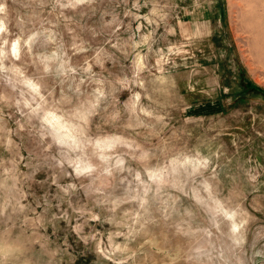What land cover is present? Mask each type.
I'll use <instances>...</instances> for the list:
<instances>
[{
    "label": "rangeland",
    "instance_id": "1",
    "mask_svg": "<svg viewBox=\"0 0 264 264\" xmlns=\"http://www.w3.org/2000/svg\"><path fill=\"white\" fill-rule=\"evenodd\" d=\"M0 5L21 264H264V0ZM41 114L122 168L61 166Z\"/></svg>",
    "mask_w": 264,
    "mask_h": 264
},
{
    "label": "clouds",
    "instance_id": "2",
    "mask_svg": "<svg viewBox=\"0 0 264 264\" xmlns=\"http://www.w3.org/2000/svg\"><path fill=\"white\" fill-rule=\"evenodd\" d=\"M2 10L3 6L0 5V11ZM57 115L62 114L57 113ZM41 121L46 134L51 136L56 144L67 150L66 155L68 158L66 161H59L60 165L62 166L66 162L75 170L78 176L92 177L96 174L95 178L99 179L101 176H111L114 169L122 168L124 161L117 158L114 164L111 163V157L102 154L99 143L95 141H86L79 144L70 143L63 139L66 133L52 124L50 118L41 114ZM111 147L114 148L115 146ZM136 179H140L139 175ZM16 183L17 179L11 169H6L3 173H0V217H5L9 210L13 214L23 210L19 199H17ZM70 187H75V185H70ZM25 251L24 243L18 236L13 234L10 228L5 227L0 230V264H21Z\"/></svg>",
    "mask_w": 264,
    "mask_h": 264
}]
</instances>
